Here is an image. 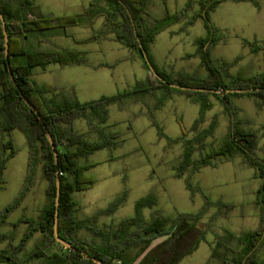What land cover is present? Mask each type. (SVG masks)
Masks as SVG:
<instances>
[{"label":"rangeland","instance_id":"rangeland-1","mask_svg":"<svg viewBox=\"0 0 264 264\" xmlns=\"http://www.w3.org/2000/svg\"><path fill=\"white\" fill-rule=\"evenodd\" d=\"M3 1L13 6L17 0ZM29 1H33L43 14L55 17L82 14L91 5L106 7L103 0ZM187 1L165 0L166 5L160 8L159 0H149L146 10L153 18L160 19L166 14L172 15L180 11ZM191 1V9L185 14L187 19L200 10V2L205 0ZM256 2L258 8L249 3L227 1L219 4L210 13V22L218 31L216 37L223 40V43L210 49V58L215 66H218L220 61L232 64L228 70L229 74H236L240 67L246 74L245 69L248 70L249 65L256 72L263 70V62L262 69L260 65L262 52H257L261 54H256L252 60L249 47L243 44V41L264 40V0ZM175 28L163 32L155 39L152 53L157 64H161L167 57L173 60L184 56L191 64H199V57L193 56V52L196 48L195 42L206 37L203 22L197 19L185 33L184 30L188 27L182 26V33ZM30 40L34 44H40L47 51H75L84 60L82 65L51 64L45 71L39 68L33 70L32 80L40 86L52 89L53 93L45 97L55 105L63 107L76 102L95 101L102 96H115L133 90L137 82L145 80H148V84L154 89L151 94L139 96L137 100H125L121 105L108 107L107 120L102 127L107 133L118 135L117 147L96 151L85 158L77 159L80 166H92L84 172V177L94 183L90 189L72 194L75 204L74 217L77 221L88 220L86 225L90 229L105 231L107 227L116 226L121 221L133 217L135 203L147 196H153L156 204L151 209L142 210L144 220H148L155 211L174 220L180 214L199 213L205 206L204 196L214 204L208 207L197 225L199 230L205 231V239L192 254L178 264H221L210 258L211 248L217 242V236H221L223 231L239 236L261 229L258 224L259 210L255 205L261 179L257 177L255 170L246 164L243 157L238 155L229 161L215 162L213 166L195 172L189 170L180 179L175 177V168L182 159L186 141H191L214 122L212 135L201 144L190 145L192 159L198 160L216 148L228 135L230 122L221 103L216 100L214 107L204 114L203 122L195 131L190 128L198 118L199 106L185 96L174 94L171 100H164L162 106L157 109V102L164 95L159 89L157 79L146 71L136 51H129L115 41L114 35L106 33L103 16H86L77 26L44 31ZM193 74L200 77L204 72L196 68ZM211 97L214 99L213 96H209V99ZM230 101L234 106L239 104V125L245 132L256 134L257 146L254 154L257 159L264 160V109L259 112L253 100L247 96H242L236 101L230 98ZM94 123L97 124V121ZM154 124L166 138L157 136ZM74 129L89 143L99 141L98 136L88 129L82 119L74 122ZM10 137L15 155L6 163L3 172L0 212L19 195L27 173L26 140L18 130L12 131ZM177 138L182 140L170 142ZM186 181L196 191L200 189L201 192L191 195L186 189ZM46 188L47 182L42 177V162H38L29 192L21 204L11 211L5 224L0 225L1 234H13L12 244H18L27 229L26 224L18 222L22 219L37 220L39 217L47 203ZM123 193H126L125 201L114 212L104 213L103 211ZM217 203L231 206L232 210L226 211L217 206ZM89 228L78 231L75 238L99 243V238ZM41 239L39 233L34 234L25 247V253L32 252ZM162 241L163 239L155 241L151 247ZM8 245V241L0 243V250L6 249ZM55 249L57 246L49 253ZM256 260L264 262V243L260 246ZM30 264H41V260H34Z\"/></svg>","mask_w":264,"mask_h":264},{"label":"trees","instance_id":"trees-1","mask_svg":"<svg viewBox=\"0 0 264 264\" xmlns=\"http://www.w3.org/2000/svg\"><path fill=\"white\" fill-rule=\"evenodd\" d=\"M106 7L91 5L82 14L72 16L55 17L51 14H43L40 9L29 0H17L15 5L0 0V12L5 21L8 35V56L16 83L22 94L40 115L45 129L52 137L53 145L58 155V165H55L54 157L45 137V131L36 115L23 103L17 90L9 79L4 56L3 33L0 25V190L3 189V172L6 163L14 157L15 149L11 141V133L18 130L25 138L28 147L27 173L19 195L13 203L0 212V225L5 224L11 211L16 209L32 185V176L36 164L42 162V177L47 182V203L43 207L37 220L22 219L18 223L27 225V229L18 244H12L13 234H1L0 243L8 241L6 249L0 250V264H30L34 260H41V264H94L85 260L78 252L63 248L56 244L53 237L54 200L56 195V170L60 180V195L58 205L57 231L60 239L69 243L72 247L85 255L98 259L104 264H178L185 257L192 254L199 243L205 239V231L197 228L201 218L208 207L213 206L208 198L203 196L205 206L197 214H180L174 220L163 217L155 211L148 220H144L142 210L155 206L153 196H147L135 203V215L121 221L116 226H109L105 231H95L86 225V221H77L74 217V202L72 194L83 192L93 186V181L84 177V172L92 166L78 165V158H85L93 152L118 146V135L107 133L102 127L106 123L108 107L121 105L125 100H137L139 96L151 94L154 89L148 84V80L137 82L133 90L126 91L115 96H102L98 100L78 103L69 106H58L47 100L46 95L52 94L49 87L40 86L32 80V72L35 69L45 71L51 64L60 66L82 65L83 58L79 53L61 49V51L44 50L40 44H34L30 38L37 37L44 31L65 29L77 26L83 17H104L106 33L112 34L115 41L129 51H136L144 68L149 72L142 56V51L148 58L155 73L166 84L177 85L181 88H194L200 90H217L225 93L227 90L240 89H264V40L247 42L251 53L262 52L263 71L251 77L231 76L229 68L232 64L220 61L215 66L210 58V49L218 42L217 29L210 22V13L226 1L234 3H250L258 8L256 0H205L200 2V10L188 18L183 26L189 27L197 19H201L206 30V37L195 42V55L201 60L202 66L207 71L205 78L193 75H171L154 64L149 53V47L154 43L157 35L186 19V12L191 9L192 1L188 0L180 11L172 15L166 14L163 18H153L146 10L149 0H103ZM165 3V0H161ZM152 20V22L150 21ZM261 45H257V44ZM141 46V48L139 47ZM163 98L157 102L159 109L164 100H168L174 94L182 95L199 106L198 118L194 121L190 130L195 131L203 122L204 114L212 108L209 96H213L223 105L224 112L229 118L230 131L223 141L213 148L204 157L198 160L192 159L191 144H201L212 135L214 122L203 131H200L191 141H186L182 159L177 165L176 175L180 179L187 171H198L201 168L213 166L215 162L229 161L235 156L244 158L246 164L255 170L257 177L261 179L260 188L256 194L255 205L259 210L258 224L261 229L236 235L223 231L217 236V242L211 248V259L221 264H264L256 260L260 246L264 243V160L256 158L254 151L257 146V136L254 132H245L241 128L238 119V108L230 101L234 97H254L258 108L264 107V90L248 94H225L223 97L212 93L182 91L169 88L158 81ZM82 119L88 129L95 133L99 141L89 143L74 129V122ZM97 121V124L94 123ZM159 138H166L154 124ZM182 138L171 140L175 143ZM186 189L193 195L196 191L191 184L185 182ZM126 198L123 193L115 199L104 213L114 212ZM231 211L232 207L216 204ZM83 228H89L100 242L78 240L75 234ZM41 235V241L35 249L26 254L25 247L34 234ZM163 239L161 243L151 247L152 244ZM57 246L55 251L50 252ZM151 248V249H150ZM136 251L131 252V251ZM139 260V261H138ZM136 262V263H135Z\"/></svg>","mask_w":264,"mask_h":264},{"label":"water","instance_id":"water-1","mask_svg":"<svg viewBox=\"0 0 264 264\" xmlns=\"http://www.w3.org/2000/svg\"><path fill=\"white\" fill-rule=\"evenodd\" d=\"M119 1V0H117ZM119 3H121V1H119ZM0 25L2 28V33H3V46H4V56H5V61H6V66H7V72L9 75V79L12 82L13 86L15 87V89L17 90L20 98L22 99L23 103L36 115L37 120L41 123L44 131H45V137L48 141V144L50 145L53 157H54V162L55 165H58V155H57V151L53 145V140L51 135L49 134V132L45 129V126L42 122V119L40 117V115L38 114L37 110L34 108L33 105L30 104V102L28 101V99L22 94L18 84L16 83L13 71L11 69V65L9 62V56H8V35H7V31H6V27H5V21L4 18L0 12ZM141 48V46H139ZM142 56H143V60L150 72V74L157 79V81H159L162 84H166L165 81L163 79H161L154 71L152 65L150 64V62L148 61L147 56L145 55L144 51H142ZM167 87L169 88H173V89H177V90H182V91H193V92H205V93H212L218 96H224L225 94H248V93H256L260 90H264V89H240V90H227L225 93H221L220 91L217 90H200V89H194V88H181L177 85H171V84H166ZM58 172L56 170V181H55V187H56V195H55V200H54V207H55V211H54V222H53V237H54V241L56 244L61 245L63 248L68 249V250H72V251H76L78 252L85 260L91 261L94 264H104L103 262H101L98 259L89 257L87 255H85L84 253L78 251L76 248L72 247L69 243H67L66 241L62 240L59 238L58 236V231H57V224H58V205H59V195H60V180L59 177L57 176Z\"/></svg>","mask_w":264,"mask_h":264},{"label":"crops","instance_id":"crops-1","mask_svg":"<svg viewBox=\"0 0 264 264\" xmlns=\"http://www.w3.org/2000/svg\"><path fill=\"white\" fill-rule=\"evenodd\" d=\"M227 2V1H226ZM231 2V1H230ZM245 3V2H244ZM250 4V3H249ZM166 4L165 3H163L161 0H159V6H160V8H164V6H165ZM148 7H149V2H148ZM187 20V18L185 19V20H183V21H181V22H179V23H184L185 21ZM199 20H201V19H199ZM202 21V20H201ZM179 23H177V24H179ZM182 26L183 25H172V26H170L169 28H167L165 31H168V30H170L171 28H174V27H176L175 29L178 31V32H183L182 31ZM193 26V25H192ZM192 26H189L188 28H186L185 30H184V33L185 32H187L188 31V29L189 28H191ZM203 27H204V25H203ZM205 29V28H204ZM165 31H163V32H165ZM206 31V30H205ZM162 32V33H163ZM162 33H160V34H162ZM159 34V35H160ZM172 34V33H171ZM170 34V35H171ZM159 35H157L156 36V38L159 36ZM207 35V34H206ZM155 38V39H156ZM155 42V41H154ZM221 43H223V40L222 39H220L219 40V42L216 44V45H219V44H221ZM154 44V43H153ZM153 44H151L150 45V47H149V53H150V55H151V57H152V59H153V62H154V64L157 66V68H159L160 70H162V71H164V72H166V73H168V74H171V75H178V74H185V75H193V76H195L194 74H193V72L196 70V68L198 69V70H203V72H204V75L203 76H200V77H198V78H205L206 76H207V74H205V72L207 73V71L204 69V67L202 66V63H201V60H200V58H199V64H196V65H193V64H191L190 62H188V61H186L187 59H185L184 57H178L177 59H173V60H169L168 59V57L167 58H165L164 60H163V62L161 63V64H157V62H156V59H155V56L153 55V53H152V46H153ZM195 52H196V48H195V51L193 52L194 54H193V56L195 55ZM256 54H261V53H251V52H249V56H251V58H252V60L254 59V56L256 55ZM193 56H191V57H193ZM196 56V55H195ZM197 58H198V56H196ZM188 58V57H187ZM260 65H261V69H262V62H263V57H262V54H261V57H260ZM251 60V61H252ZM250 61V62H251ZM258 61V59L256 60V62ZM250 62L248 63V65L250 64ZM247 66V65H246ZM246 66H245V68H246ZM251 65H249V67H248V70H246L245 69V71H246V74H244V72H243V69H242V67H240V69L238 70V72L236 73V74H231L232 76H239V77H242V78H245V77H250V76H254V75H258V74H260V73H262V72H256L255 70H252V67H250ZM258 71V70H257ZM263 71V70H262ZM187 98V97H186ZM239 98H241V97H234V100L236 101V100H239ZM248 99H251V100H253V104L255 105V108L256 109H258L259 110V112H261V110L262 109H264V107H262V108H258V103H259V101L256 99V98H254V97H247ZM172 98L170 97V98H168V100H171ZM188 99V98H187ZM215 99V98H214ZM212 97L209 99L210 100V102L212 103V108L214 107V105L216 104V99L214 100ZM193 103V102H192ZM193 104H195V103H193ZM239 104H236L235 105V107H237L240 111H241V109H240V107L238 106ZM222 109V108H221ZM223 111V110H222ZM221 114H223V112H221ZM226 123V122H225Z\"/></svg>","mask_w":264,"mask_h":264}]
</instances>
